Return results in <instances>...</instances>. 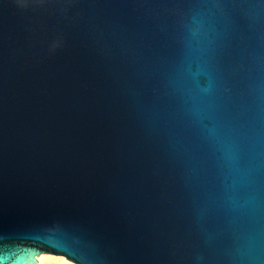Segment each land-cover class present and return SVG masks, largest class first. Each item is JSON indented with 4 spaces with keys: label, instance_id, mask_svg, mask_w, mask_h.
Listing matches in <instances>:
<instances>
[{
    "label": "water",
    "instance_id": "water-1",
    "mask_svg": "<svg viewBox=\"0 0 264 264\" xmlns=\"http://www.w3.org/2000/svg\"><path fill=\"white\" fill-rule=\"evenodd\" d=\"M40 256L264 264V0H0V264Z\"/></svg>",
    "mask_w": 264,
    "mask_h": 264
},
{
    "label": "bare ground",
    "instance_id": "bare-ground-1",
    "mask_svg": "<svg viewBox=\"0 0 264 264\" xmlns=\"http://www.w3.org/2000/svg\"><path fill=\"white\" fill-rule=\"evenodd\" d=\"M39 264H75L62 258L40 256Z\"/></svg>",
    "mask_w": 264,
    "mask_h": 264
},
{
    "label": "snow or ice",
    "instance_id": "snow-or-ice-1",
    "mask_svg": "<svg viewBox=\"0 0 264 264\" xmlns=\"http://www.w3.org/2000/svg\"><path fill=\"white\" fill-rule=\"evenodd\" d=\"M35 2H37V3H40V4H46V3H48V0H35ZM61 45H57V47H60Z\"/></svg>",
    "mask_w": 264,
    "mask_h": 264
}]
</instances>
